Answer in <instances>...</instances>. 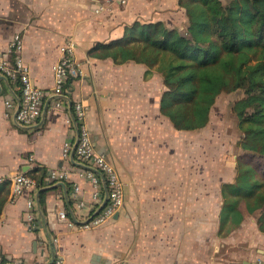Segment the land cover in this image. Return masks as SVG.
I'll return each instance as SVG.
<instances>
[{
	"label": "crops",
	"instance_id": "0c3cea01",
	"mask_svg": "<svg viewBox=\"0 0 264 264\" xmlns=\"http://www.w3.org/2000/svg\"><path fill=\"white\" fill-rule=\"evenodd\" d=\"M135 21H162L185 31L187 15L178 0H128L123 5L115 0H0V48L7 50L20 32L31 80L45 91L39 123L21 128L13 118L15 107L5 102L11 95L17 101L20 92L0 74V181L37 167L67 168L71 176L28 188L15 199L10 185L0 214V264L2 259L49 264L50 236L58 237L66 264H264L257 213L243 209L240 223L220 231L221 186L235 179L237 161L231 176L213 180L209 168L195 166L188 133L209 124L197 130L175 128L160 109L167 87L156 69L147 76L144 63L88 55L97 42L123 37ZM68 36L77 41L82 74L70 79L71 102L57 106L53 66ZM77 100L87 105L97 150L115 165L119 161L125 189L119 215L86 230L72 228L58 215L65 209L71 220H82L106 197L103 189L93 197L74 152L65 154L66 144L77 141L72 122ZM29 199L37 214L35 229L24 218ZM81 201L84 205L78 206Z\"/></svg>",
	"mask_w": 264,
	"mask_h": 264
},
{
	"label": "trees",
	"instance_id": "16d2710c",
	"mask_svg": "<svg viewBox=\"0 0 264 264\" xmlns=\"http://www.w3.org/2000/svg\"><path fill=\"white\" fill-rule=\"evenodd\" d=\"M178 3L187 15L185 31L162 21H135L123 37L97 42L88 55L112 57L116 63H144L147 76L153 68L159 71L167 87L161 112L179 130L207 126L221 94L244 90L232 110L242 132L238 145L253 154V161L237 157L235 179L221 186L220 231L240 223L244 209L257 213L264 232V0ZM15 89L21 92L19 84ZM26 173L41 184L47 169L37 167ZM10 185L8 178L0 181V214Z\"/></svg>",
	"mask_w": 264,
	"mask_h": 264
},
{
	"label": "built area",
	"instance_id": "2783aa9c",
	"mask_svg": "<svg viewBox=\"0 0 264 264\" xmlns=\"http://www.w3.org/2000/svg\"><path fill=\"white\" fill-rule=\"evenodd\" d=\"M128 0H115L119 4H126ZM103 8V7H100ZM100 8H97L99 10ZM24 38L20 32H16L11 38L7 50L0 48V74L4 75L11 85L17 84L21 87L20 97L16 101L14 97H7V107H15L13 118L21 128H28L37 125L43 114L45 91L35 85L31 80L30 68L23 56ZM77 41L73 36H68L61 48L59 60L54 64V85L53 93L57 96L56 105L70 103V79L82 74V68L76 57ZM74 113L72 122L77 131V141L68 142L65 146V154L74 152L76 160L81 164V176L93 186V197L98 198L101 189L105 193L103 205L84 216L82 220L76 217L70 219L67 211L61 209L58 213L61 220L68 221L70 226L77 230L94 229L108 220L112 219L117 212H120L125 205L124 183L114 162L105 154L100 153L94 143L93 136L87 124V105L77 100L73 104ZM71 178L67 168H51L43 179L42 184L50 185L55 182ZM38 186L37 179L26 171L15 174L11 180V198L15 199L26 189ZM80 189L75 185V190ZM81 201L78 206H83ZM29 209L24 218L29 228H37V214L34 209L33 200L28 201ZM52 254L49 264H66L65 256L60 250L59 239L50 236ZM19 260H6L4 264H21Z\"/></svg>",
	"mask_w": 264,
	"mask_h": 264
},
{
	"label": "rangeland",
	"instance_id": "374dc122",
	"mask_svg": "<svg viewBox=\"0 0 264 264\" xmlns=\"http://www.w3.org/2000/svg\"><path fill=\"white\" fill-rule=\"evenodd\" d=\"M243 95V89L223 93L213 107L208 127L204 131L188 133L194 142L192 150L195 166L209 168L212 180L231 176L239 156L253 161V154L238 145L242 132L238 127L237 115L232 110L234 101ZM117 163L120 167L118 160Z\"/></svg>",
	"mask_w": 264,
	"mask_h": 264
},
{
	"label": "water",
	"instance_id": "95a60500",
	"mask_svg": "<svg viewBox=\"0 0 264 264\" xmlns=\"http://www.w3.org/2000/svg\"><path fill=\"white\" fill-rule=\"evenodd\" d=\"M25 170H27V169H25ZM119 215V212H117L116 214H115V216L117 217Z\"/></svg>",
	"mask_w": 264,
	"mask_h": 264
}]
</instances>
